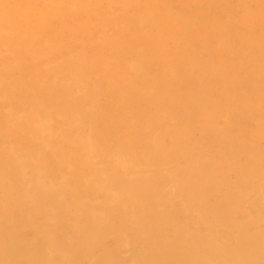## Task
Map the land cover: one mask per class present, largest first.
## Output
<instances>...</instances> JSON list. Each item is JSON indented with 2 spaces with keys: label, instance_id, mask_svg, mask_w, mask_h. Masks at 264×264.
I'll return each mask as SVG.
<instances>
[{
  "label": "rangeland",
  "instance_id": "374dc122",
  "mask_svg": "<svg viewBox=\"0 0 264 264\" xmlns=\"http://www.w3.org/2000/svg\"><path fill=\"white\" fill-rule=\"evenodd\" d=\"M135 1L120 0V3L119 0H112V3H109L108 0H0V32L2 34L9 35L18 30L23 32L22 36L20 35V39H23L29 27L40 30L32 39L31 44L22 49L20 43L18 49L11 43L0 45V80L4 76L6 79L19 77L24 81H30L36 74L40 79L53 80V76L49 72L46 73V68H50L54 63L64 58L83 59L95 55L111 61L119 71L111 79L105 71L87 69L91 83L98 82L101 88H105L131 78L129 81L135 85L127 94L130 116L127 114L122 117L123 119L113 118V116L109 117L107 108L104 110L103 115L105 116L102 117L99 127L102 123L106 124L107 128L111 126L109 136L112 137H108V143L102 147L105 151L100 149V152L93 154L85 151L82 144L74 137L73 132L76 126L71 123L69 109L73 100L74 106L81 104L87 107L102 101L101 91L97 90L99 93L95 94L90 89L91 92L85 97L69 96L65 100L55 101L48 112L50 133H47V129L40 128L41 124L38 125L26 114L13 112L8 108L5 100L0 97V138L28 160L32 159L31 161L36 162L34 164L37 165V169L32 168L27 173H17V182L24 181L19 176L20 174H27L26 177L34 174L45 182L48 181L57 186L58 184L59 186L64 185L63 187L69 192L66 194L67 199L71 198V195L84 197L82 199L92 201L93 205L98 206L103 201L104 195L94 186L96 177L91 176V171L115 168L113 165L115 155L112 150L117 142H122L124 147L134 146L133 148L140 149L154 139L160 141L157 156L159 158L167 156L168 160H171L154 166L128 163L127 176L152 177L166 174L171 169L182 168L184 165L183 168L201 167V170L209 171L211 176L219 180L222 177L221 174L226 173L227 180L232 183L236 180V175L226 169L230 165H250L256 171L264 172V0ZM148 8L150 9L149 16L147 15ZM105 10H107L106 16L114 21L112 25L103 22ZM136 11L138 17L141 16L142 19L139 20ZM152 17L159 19L162 26H159L158 20L156 22L152 19V21ZM150 21L153 22V26ZM77 26L79 28H75ZM141 27L146 28L147 32L161 36L166 45L164 50L154 56L149 54L143 45L141 49L129 50L123 41L117 44L108 42L115 36L124 37L131 32L136 39L137 36L133 32ZM47 44L52 48H47ZM183 56L184 59H182ZM142 57H145V64L148 63L150 71L157 72L156 75L161 74L162 69H159L161 65L166 64V66L173 67L175 70L173 77L166 79L165 84L173 85L172 90L176 88L173 92L170 91V94L172 92L171 95L176 97V102L162 104L163 101L159 100L156 104L150 105L146 111L142 110L141 100L135 98L134 94L139 89L145 92L148 88L143 81L139 80L141 82L139 83L137 75L133 74V66L140 62ZM169 59L170 61L167 62ZM261 59L263 62H260ZM152 73L151 76H153ZM132 75L136 79L132 80ZM209 87H213L212 90ZM182 90L184 92L180 93ZM182 93L187 95H182ZM166 108L170 111H166ZM138 115L140 119L145 116L143 118L145 120H140ZM138 119L139 122L136 121ZM158 125L159 128H157ZM128 127L132 129L129 128L128 131ZM69 137L76 141H70ZM137 138L138 142L134 143ZM54 146L60 149L64 147L61 149L62 156L66 158L64 162L54 156L56 152ZM185 147L188 149L186 150ZM52 148L55 149L52 150ZM173 149L180 152L177 151L176 155L172 154L169 157L166 152ZM258 180L260 187L257 190L227 203L225 219L213 226L214 233L233 232L242 223L247 224L250 232L264 226L262 221H259L261 224L255 222L258 215L264 211V173ZM213 187L225 188L222 185ZM171 189L172 187H165L166 192ZM157 196V198L153 196L147 198L140 205L135 203V206L128 209L123 207L114 209L113 213H116V218L114 217L113 223H110V232L107 231L108 233L100 238V241L93 237L92 241L95 243L90 244L82 252L72 254L48 247L45 234L41 230H47L49 227L44 223V217L40 214H34V219L32 217V222H35L36 227L26 222L22 224L19 216L29 204H12L17 200L18 193L5 192L3 180L0 178V201H3V205H8V214L21 223L17 231L24 246L22 254L13 263L7 264H97L99 256L104 254L111 259L100 264H137L134 255L147 249L150 244L134 239L127 242L126 238L130 231L123 217L130 218L137 212L149 211L154 207L166 210L173 220L180 221L191 229L197 231L209 229V223L193 222L192 209L181 204L182 198L174 200L165 192ZM223 197L218 191L206 195L210 202L222 201ZM188 218L190 221L187 220ZM67 222L72 224L76 221L75 218L70 217ZM83 222L81 217L76 223L80 225ZM170 231L168 228L169 236Z\"/></svg>",
  "mask_w": 264,
  "mask_h": 264
},
{
  "label": "bare ground",
  "instance_id": "6f19581e",
  "mask_svg": "<svg viewBox=\"0 0 264 264\" xmlns=\"http://www.w3.org/2000/svg\"><path fill=\"white\" fill-rule=\"evenodd\" d=\"M108 1L109 3H112V0ZM129 1L132 2L134 0ZM135 2H137V0ZM149 12L150 9L147 14L148 16ZM106 13L107 10L104 11L105 16L103 17V22L108 25H112L114 21L113 19H109L106 16ZM136 13V16L138 17V12L136 11ZM141 14L143 15V13ZM152 19L154 21L156 20V22L158 20L160 24L159 26H162V22L159 19H155L153 17L151 18V20ZM150 23H152V26L154 25L153 22L150 21ZM29 28V30H26L23 39H20V35L22 36L21 33L23 32L18 30L15 33L9 35L2 34L0 32V45H8L11 43L12 46L16 47L17 49L20 45L21 49L23 47L29 46L35 35L40 32V30L36 29L35 27ZM75 28H79V26ZM133 34L137 36L136 39L131 32L124 37L120 35L115 36L114 38L109 39L108 42L110 44H117L123 41L126 43V48L129 50L141 49V45H143L144 49L151 55L158 54L159 52L164 50L166 46L164 43V39L161 36L157 35L156 33L147 32L146 28L144 27L135 30ZM106 45H108V43H106ZM47 48H52V46L47 44ZM182 54L184 53L182 52ZM166 55L168 57V54ZM186 57L187 59H189L187 54ZM184 58L185 57L183 56L182 59ZM145 61L146 59L144 57L140 62L133 66V74H136L138 77V81H143V83H145L148 88V90L145 88L147 90L145 92L139 89L134 94L135 98L141 100L142 110L146 111L148 108H150V105L156 104L159 100L163 101L162 104H173L174 102H176V97L171 95L173 94V90L176 88L172 90L173 85L170 84V86L165 84L166 79H170L173 77V73L175 71L173 67L166 66V64L161 65V68H159L162 69L161 74L156 75L157 72L152 73L150 71L148 63L145 64ZM168 61H170V59L167 60V62ZM249 61H251V59ZM260 62H263V60ZM87 69L96 70L99 72L105 71L111 79L119 71L117 66H115L111 61L105 60L102 56H87L83 59H78L76 57L64 58L61 61L54 63V65H52L50 68H46V73L49 72L53 76V80H49L47 78L45 80H43L42 78L40 79L38 74H36L34 76V79H31L30 81H24L19 77L6 79L3 76V79L0 80V97L5 100L8 108L13 112H22L24 115L26 114L28 118L31 117L32 121H34L38 125L41 124L40 128L47 129L48 131L50 129V121L48 122V112L55 101L65 100L69 96L78 95L79 97H85L88 93L91 92L90 89L95 94L99 93L97 90L101 91L103 95L102 101L96 103L94 102L95 104H93L92 106L90 105V103V106L87 107V105L83 106L81 104L74 106L73 100L69 109L71 123L76 126V129L73 132L74 137L79 143L82 144V147L85 151L87 150L92 154L98 153L100 152V149L101 151L103 150L102 147L105 145V143H108V137H110L109 135L112 130L110 129L111 126L107 128L106 124L104 123H102L99 127L102 117L105 116L103 115V113L105 112L104 110L107 108V111H109V117L113 116V118L118 117L121 119L127 114L128 116H130V104L128 102L127 94L130 92V88L134 87L135 85L134 83L132 84V82L129 81L131 80V78H126L127 80H124L122 83H115L114 85H108L105 88H101V85L98 82L91 83V79L89 78V75H87ZM211 71L213 72L212 67ZM150 72L153 74V76H151ZM208 74L209 73L207 72V76ZM133 79H136V77L132 75V80ZM139 83L141 82L139 81ZM123 85H125V87H123ZM212 88L210 89L212 90ZM171 90L172 92L170 94ZM181 92L184 91L182 90L180 91V93ZM185 92L187 93V90ZM180 93L178 92L179 95ZM191 93L193 92L191 91ZM191 93L189 94L190 97L192 95ZM182 95L186 96L187 94L182 93ZM86 101L88 103V100ZM210 108L211 107H209V109ZM166 111H170V109H167ZM150 113L152 112L150 111ZM135 115L136 114H134V116ZM104 119L106 120V118ZM139 119L136 121L139 122ZM144 120L145 119H143V121ZM151 121L153 122V119H151ZM126 124L129 125L128 123ZM142 124L141 126H144ZM119 126L121 125L119 124ZM129 128L132 129V127H128V129H126L129 131ZM157 128H159V125ZM183 128L186 129L185 127ZM136 130L137 129L135 127V131ZM47 131L45 130V132ZM50 132L51 131H48L47 133ZM152 132H154V130ZM69 139L70 141L72 140V142L76 141V139L73 140L70 137ZM136 142H138V138L134 143ZM110 143L112 142L110 141ZM56 144L57 143H55V145ZM124 146L122 145V142H117L114 146V149L112 148V152L115 155L113 157L115 163H113L112 161H110V163L112 162L115 168L112 167V169L105 168L100 171L98 169L91 171V176L96 177V179L94 180V186L99 190L98 192L103 193L104 195L103 201L100 203V205L95 206L93 205L94 203L92 201L82 199L84 197H73V195H71L72 197L67 199L66 194H69V192L65 187H63L64 185L59 186L60 184H58L57 186L55 184L48 183V181L45 182L42 179H39V176H35L34 174H31L29 177H26L27 174H20L19 176H21L24 181L17 182V173H27L29 169H37V165L34 164L36 162L33 163L31 161L32 159L28 160L19 151L9 146L6 142L3 141V139L0 138V178L3 180V188L5 189V192L18 193L17 200L12 202V204H29V206L26 207V209L23 210L19 216V218L22 219V224L30 223L31 226L35 225L36 227L35 222H32V217L34 219V214H40L42 217H44V223L49 228L44 231L41 229L38 230H41V232L45 234V241L48 247L53 250H61L65 253L76 254L78 252H82L85 248H88L90 244L95 243L92 241L93 237L99 239L100 241V238L108 233L107 231L110 230V223H113L114 217L116 218V213H113L114 209H116L117 207L128 209L131 206H135V203L140 205L147 198L151 196L157 198L158 194L165 192L170 197L174 198V200L176 198H182L181 204L192 209L191 219L193 220V222L209 223V229L207 231H197L191 229L184 223H181L180 221L178 222L175 219L173 220L169 212H167L166 210H160L157 207H154L149 211L147 210L145 212H137L131 215L130 218L123 217V219H125L127 229L130 231V234L126 238L127 242L134 239L137 241H142V243L148 242L150 244L147 249L134 255V260L137 264H264V226L260 229L256 228V230L250 232L248 230L247 224L242 223L233 232L227 231L222 234H216L213 231V226L218 225L225 219L224 214L228 209L227 203L234 200L235 198H239L242 195L249 194L257 190L260 187L258 178L261 177L264 172L256 171V169L250 167V165H230L226 167V169L230 170L236 175V180H234L232 183L227 180L226 173L221 174L222 177L219 180L211 176L209 171L201 170V167L193 168L192 166H187L183 168L184 165L182 166V168H173L166 174H159L154 176L151 175L152 177L143 178L141 175V177L130 175L127 176V173H129L126 169L128 163L154 166L162 162L166 163L168 158L167 156L163 158H159L157 156L159 153L157 151L160 147L159 139H154L147 142L140 149L133 148L134 146ZM53 149L55 148H52V150ZM61 149H64V147ZM61 149L60 147H56L54 156L62 162L66 158L62 156ZM187 149L188 148H186V150ZM66 150H68V148ZM177 151L179 150L173 149L168 153L166 152V154L171 157L172 154L176 155L175 153ZM162 153L165 152L162 151ZM25 154L27 155L28 153ZM85 156L84 158H87ZM34 161H36V159ZM185 165L188 164L185 163ZM214 185H222L225 188L213 187ZM165 187H172V189L166 192ZM217 191L220 192L222 196H224L223 200L212 202L208 201L206 195L214 194ZM6 199L8 200V198ZM8 212V205L5 206L3 205V201H0V264L13 263V261L22 254V251L24 249V246L21 243V236L17 231L18 225L21 223H18V219L13 217L11 214L9 215ZM70 217L75 218L76 222H79L82 217L84 222L80 225L76 222L69 224L67 222V219H69ZM187 220L190 221L189 218ZM259 221H262L264 223V211L255 219L256 223H259ZM168 228L171 230L170 236L167 233ZM110 259L111 258L108 255L104 254L102 256H99V259H97V264L108 261Z\"/></svg>",
  "mask_w": 264,
  "mask_h": 264
}]
</instances>
